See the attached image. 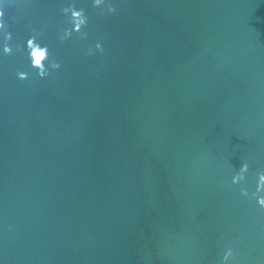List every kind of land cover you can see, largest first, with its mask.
Returning <instances> with one entry per match:
<instances>
[{
    "label": "water",
    "instance_id": "95a60500",
    "mask_svg": "<svg viewBox=\"0 0 264 264\" xmlns=\"http://www.w3.org/2000/svg\"><path fill=\"white\" fill-rule=\"evenodd\" d=\"M70 4L88 35L61 43ZM0 11V264H264V210L240 192L264 171V0ZM34 32L61 65L45 79L15 50Z\"/></svg>",
    "mask_w": 264,
    "mask_h": 264
},
{
    "label": "clouds",
    "instance_id": "9594fccd",
    "mask_svg": "<svg viewBox=\"0 0 264 264\" xmlns=\"http://www.w3.org/2000/svg\"><path fill=\"white\" fill-rule=\"evenodd\" d=\"M105 4V0H93V7L99 8ZM63 15L67 17V23L70 25L69 28L63 30L62 35L60 36V41L63 43L65 40L71 38L73 34H77L79 38L86 39L88 33L84 31L88 27L89 18L85 14L83 8H77L75 4H70L68 7L61 9ZM116 8L112 4L107 5V14H114ZM105 13H101L104 15ZM4 12L0 11V30L4 31V46L3 53L5 56H10L13 54V46L10 43L12 41V34L6 30V24L3 21ZM42 33L34 32L30 38L27 39L25 45H16V51L26 52L28 59L30 61V68L35 71L36 76L40 79H45L51 75L52 71L58 70L61 65L59 61L54 59L49 51V48L46 44H42L39 36ZM95 49L100 53H103V45L99 42L95 44ZM87 55H92V49L89 48ZM17 78L21 81L27 80L29 74L27 72H17ZM249 170V165L245 162L242 164L239 172L232 177V184H240L245 180V174ZM257 186L254 193L249 194L248 190L241 188V195L248 197L249 199H255L257 205L260 209L264 210V171L257 173ZM232 257V250L228 249L223 256L222 264H226L229 258Z\"/></svg>",
    "mask_w": 264,
    "mask_h": 264
}]
</instances>
